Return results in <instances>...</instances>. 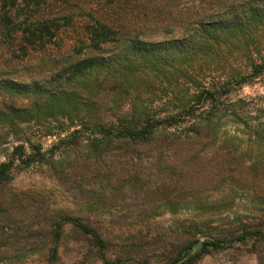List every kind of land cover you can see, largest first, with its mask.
Segmentation results:
<instances>
[{
	"label": "rangeland",
	"instance_id": "1",
	"mask_svg": "<svg viewBox=\"0 0 264 264\" xmlns=\"http://www.w3.org/2000/svg\"><path fill=\"white\" fill-rule=\"evenodd\" d=\"M256 1L19 0L8 8L12 25L0 24V104L27 107L31 118L11 119L0 105V164L18 146L27 157L37 147L45 158L16 162L0 186L1 195L13 197L16 210L20 206L17 225L0 223V264H105L90 239L68 224L57 256H50L51 224L64 214L99 230L112 264H166L174 247L192 238L202 242L228 238L242 225L264 227V75L249 80L246 74L249 61L264 62V27L225 19ZM38 21L49 22L54 37L23 55L21 31ZM96 22L116 31L119 40L96 53L105 60L98 70L68 81L62 69L80 58L75 49L87 45L86 26ZM205 23L217 28L197 36ZM134 39L148 47L127 55ZM182 46L188 49L181 54ZM124 55L132 60L122 62ZM211 83H219L220 98L201 108L195 97ZM59 86H68L81 105L92 102L106 126L133 116H177L167 130L187 137H160L137 154L109 151L86 161L90 132L77 134L76 142L68 138L88 127L86 119L49 112L43 100L40 113L30 109L35 97ZM168 149L179 153L169 160ZM167 161L174 174L165 171ZM185 167L189 174L178 172ZM22 224L20 242L13 243ZM224 245L196 264H264V245Z\"/></svg>",
	"mask_w": 264,
	"mask_h": 264
},
{
	"label": "trees",
	"instance_id": "2",
	"mask_svg": "<svg viewBox=\"0 0 264 264\" xmlns=\"http://www.w3.org/2000/svg\"><path fill=\"white\" fill-rule=\"evenodd\" d=\"M19 0H0L1 9L3 11V16L1 17L0 24L7 29L12 25V19L10 14L11 9L16 7V4ZM8 8H11L8 11ZM233 12V10H232ZM230 16V17H229ZM229 17L230 20L236 21L239 19V24L246 26L252 25H262L264 27V0H257L254 3H244L240 5L239 10L237 12H233L229 15H226L225 19ZM224 19L221 20L222 23ZM230 22L224 20V23ZM243 22V23H241ZM49 22L38 21L33 27L24 28L21 31V40H22V53L26 54L27 49L30 47L33 48L34 45L40 44L43 42L47 36L49 39L54 37V34L51 33V27L48 24ZM237 24V25H239ZM236 25V26H237ZM213 27V28H212ZM261 27V26H260ZM58 28L55 27V29ZM217 26H211V23H205L199 26V30L197 31V36L207 37L209 33V29L215 30ZM86 36H87V45L84 47H79L75 49V54L80 57L79 59L73 61L66 65L65 68L62 69V73L66 76V80L72 81L79 79L87 74H90L102 65L105 61L104 58L97 55L96 53L102 50V47L108 44H112L119 40L118 33L114 31L112 28L104 25L102 23L96 22L94 25L86 26ZM227 30V31H226ZM229 29H223V31L219 32H230ZM196 33L191 37L194 38ZM167 44H164L162 47L167 48ZM43 47V45L41 46ZM148 47L147 44L141 43L137 40L131 41L127 50L129 53L127 55L134 54L133 52L138 51L137 53H141L142 49ZM151 47H157L156 45ZM188 49L185 46H182V51ZM92 52L90 55H83L84 50ZM197 45L194 49L196 51ZM127 55L123 56L122 62L131 61L128 60ZM144 56V55H142ZM157 57H149L148 60H156ZM147 60V59H146ZM110 65L106 66L104 69H108L105 72L108 74ZM249 70V71H248ZM104 72V71H102ZM246 74L248 75L249 80L255 79L258 76L264 75V62L256 63L254 60L248 62V68H246ZM108 77V76H106ZM99 80V79H98ZM101 82H104L105 78L101 79ZM244 80V79H243ZM240 81V80H239ZM238 84H241V81ZM67 84V82H65ZM219 84V83H218ZM218 84L211 83V87L203 88V92L198 94L196 99V105L204 108L205 105L215 106L219 100L220 89L218 88ZM197 88L199 85H195ZM61 87V88H60ZM64 87V88H63ZM58 91H54L53 94H45L42 98L41 95L35 97L34 104L30 107L32 111L35 113H40L38 110V106L40 104L45 103L48 107L47 110L49 112L55 111L56 109H60L62 114L67 117H77V115H81L84 119H86V124L88 127H85L83 130L76 131L71 134L68 138H72L74 142L78 140L77 134L83 133L84 130H88L90 132V137L87 139V160L91 158L92 155L95 157H100L103 153L110 151V153L115 151H131L137 154L140 152L138 148H148L152 143L160 141L159 138H165L169 141H179L182 142L183 138L187 137V135L183 134H173L168 132L167 128L177 124L179 120L177 116L167 117L164 119L156 120L154 118H150L145 116V118H141L140 116L135 118L130 117L129 120H124L118 123V127H110L105 124L100 123V117L98 116L101 111L95 110L92 102L91 104L81 105L77 103L74 98L73 91H68V86L65 89V86H59ZM43 100L42 103L40 101ZM1 107L11 115L12 118L19 119L26 118L29 113L26 112L27 107L15 108L16 106L13 104L6 105L4 103L0 104ZM215 107H211L213 109ZM77 111L78 114H73ZM56 112V111H55ZM2 111L0 110V116H2ZM31 116H28L30 119ZM94 120V121H93ZM91 124V125H90ZM90 125V126H89ZM197 126V121H193L190 123V127L194 128ZM92 127V129H89ZM189 132H194V129H191ZM88 134V132H87ZM197 130L192 134V140L195 141L199 135H197ZM198 140V139H197ZM35 155L27 157L24 154V148L22 146H18L13 149V153L8 157L6 163L0 164V186L7 184L9 181V172L16 165L15 163H25L28 164L33 162L34 160H43L45 158V154L40 153L39 148L33 147ZM175 153H172L171 149L166 151L169 160H171L174 154H178L179 151L174 149ZM86 159V158H85ZM171 161H167L165 163V170L168 173L174 174L175 166L171 165ZM182 166V165H181ZM182 172L188 173V169L181 168ZM164 170V169H163ZM13 202V203H10ZM13 197H8L6 195H1L0 190V223L4 222H12L11 225H17V212L20 209V206H17L18 210H16L14 206ZM68 224L71 226L73 230H76L83 234L85 237L87 236L90 239L91 246L96 248L100 253V258L105 264H112L105 257V251L107 250L106 241L103 240L99 230L97 228L92 227L89 223L83 222L78 218H74L69 215H62L51 224V243H53V248L49 250L50 256L55 258L57 256L58 250V242L60 237L63 235L64 226ZM24 224L17 226L15 230L13 243H19L20 239H17V234L23 232ZM30 234L32 231H28ZM242 243L245 244L247 242H251L252 248L254 250H258L259 246L264 245V227H248L246 225H242L241 229H239L236 233H230V237L221 238L215 240H204L200 242L198 239L192 238L189 241H186L184 244L174 247V253H170L168 256V261L166 264H196L204 257L211 255L212 253L223 249L224 243L234 244V243ZM139 264H148L147 261H141Z\"/></svg>",
	"mask_w": 264,
	"mask_h": 264
}]
</instances>
